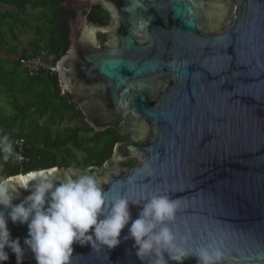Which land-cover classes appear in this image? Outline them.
Returning <instances> with one entry per match:
<instances>
[{"label": "water", "instance_id": "obj_1", "mask_svg": "<svg viewBox=\"0 0 264 264\" xmlns=\"http://www.w3.org/2000/svg\"><path fill=\"white\" fill-rule=\"evenodd\" d=\"M67 2L78 10L57 61L62 93L90 128L126 138L101 166L38 170L55 169L56 182L92 175L108 199L167 196L182 247L219 250L217 264H264V0ZM93 6L106 24L89 21ZM129 207L136 219L142 206ZM8 228L25 248L22 264H37L27 225L9 219ZM127 231L115 249L74 244L70 264H142ZM6 251L4 264H17Z\"/></svg>", "mask_w": 264, "mask_h": 264}, {"label": "trees", "instance_id": "obj_2", "mask_svg": "<svg viewBox=\"0 0 264 264\" xmlns=\"http://www.w3.org/2000/svg\"><path fill=\"white\" fill-rule=\"evenodd\" d=\"M62 1L0 0V138L7 136L13 147L8 160L0 151V179L55 166H101L126 138L113 129L90 128L71 95L62 93L58 74L31 77L20 64L43 50L51 62L66 52L68 18L75 14ZM89 20L103 25L109 17L94 6ZM27 34L32 36L24 47L21 35ZM21 139L25 160L19 163L14 153Z\"/></svg>", "mask_w": 264, "mask_h": 264}, {"label": "clouds", "instance_id": "obj_3", "mask_svg": "<svg viewBox=\"0 0 264 264\" xmlns=\"http://www.w3.org/2000/svg\"><path fill=\"white\" fill-rule=\"evenodd\" d=\"M0 151L5 160L13 153L7 136L0 138ZM54 171L34 170L0 179V264L9 260L6 249L16 255L17 264H22L25 255L20 239L11 236L9 219L27 225L24 245L34 254L37 264H70L74 244L115 249L126 227L124 239L134 241L133 248L142 264L145 257L149 264H168L169 259L183 264L191 256L197 258L198 264H217L220 260L219 250L204 247L194 252L181 246L183 241L178 242L168 226L175 219L177 204L167 196H145L136 201L125 196L108 199L94 176L79 174L56 182L52 178ZM21 189L30 194L14 204ZM130 204L142 206L136 219H132Z\"/></svg>", "mask_w": 264, "mask_h": 264}, {"label": "built area", "instance_id": "obj_4", "mask_svg": "<svg viewBox=\"0 0 264 264\" xmlns=\"http://www.w3.org/2000/svg\"><path fill=\"white\" fill-rule=\"evenodd\" d=\"M47 52L41 51L37 55L20 59V64L26 70L29 76L36 77L40 72H48L50 74H58L59 68L56 62H51L47 58ZM17 150L14 153L16 161L22 163L25 160L24 156V141L16 142Z\"/></svg>", "mask_w": 264, "mask_h": 264}, {"label": "flooded vegetation", "instance_id": "obj_5", "mask_svg": "<svg viewBox=\"0 0 264 264\" xmlns=\"http://www.w3.org/2000/svg\"><path fill=\"white\" fill-rule=\"evenodd\" d=\"M62 6H64L65 8H67V9H69V10H71V11H73L74 12V16H71V17H69L68 18V23H69V21L71 20V19H74L76 16H77V10H78V7L76 6V5H74V4H71V3H69V2H67V0H63L62 1ZM94 7V6H93ZM93 7L91 8V10L90 11H88V12H86V15H87V17H88V19H89V17H90V15L93 13ZM85 13V12H84ZM90 21V20H89ZM92 22V21H91ZM95 23V22H94ZM74 103V102H73Z\"/></svg>", "mask_w": 264, "mask_h": 264}, {"label": "rangeland", "instance_id": "obj_6", "mask_svg": "<svg viewBox=\"0 0 264 264\" xmlns=\"http://www.w3.org/2000/svg\"><path fill=\"white\" fill-rule=\"evenodd\" d=\"M32 36V34H27V35H21V39L23 41V46L26 47L28 45V40L29 38ZM127 162V161H125ZM125 162H124V165H125Z\"/></svg>", "mask_w": 264, "mask_h": 264}, {"label": "snow or ice", "instance_id": "obj_7", "mask_svg": "<svg viewBox=\"0 0 264 264\" xmlns=\"http://www.w3.org/2000/svg\"><path fill=\"white\" fill-rule=\"evenodd\" d=\"M217 7H223V5L222 4H217L216 5ZM141 27H143V25L141 24Z\"/></svg>", "mask_w": 264, "mask_h": 264}]
</instances>
